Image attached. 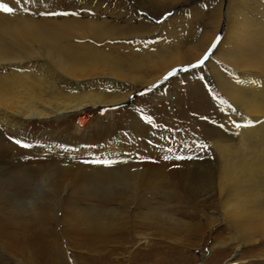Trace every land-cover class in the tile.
Instances as JSON below:
<instances>
[{
  "label": "bare ground",
  "instance_id": "6f19581e",
  "mask_svg": "<svg viewBox=\"0 0 264 264\" xmlns=\"http://www.w3.org/2000/svg\"><path fill=\"white\" fill-rule=\"evenodd\" d=\"M0 2L18 7L15 0ZM29 7L33 14L0 13V250L20 264L23 259L27 264H177L149 256L141 262L137 254L126 261L111 259L103 235L121 215L114 209L63 206L64 227H53L63 194L118 198L126 207L150 192L170 189L166 192L175 195L184 179L178 171L160 169L155 153H146L154 165L116 154L113 147L100 148L97 154L84 149L71 153L57 147L64 146L62 140L25 149L2 135L23 136L32 121L43 125L67 115L83 122L97 111L130 101L136 91L157 83L173 68L195 63L213 42L216 47L203 68L182 78L189 87L204 80L236 111L225 105L221 112L207 97L227 118L226 132L218 134L229 135L212 140L213 162L199 153L197 164L217 168L212 193L234 234L232 241L238 247H264V0H47L50 10L79 12L60 16L37 15L36 9H44ZM195 85L200 91L201 84ZM168 89L166 83L149 95L168 96ZM233 120L251 126L236 129ZM151 214L168 219L156 211Z\"/></svg>",
  "mask_w": 264,
  "mask_h": 264
},
{
  "label": "rangeland",
  "instance_id": "374dc122",
  "mask_svg": "<svg viewBox=\"0 0 264 264\" xmlns=\"http://www.w3.org/2000/svg\"><path fill=\"white\" fill-rule=\"evenodd\" d=\"M180 75L167 82L168 96L161 95L157 99L151 98L149 94L141 96L137 94L143 91L141 89L133 94L130 101L102 112L97 111L83 122L78 116L69 115L50 119L43 125H36L32 121L31 124H26L23 136L3 132L2 137L8 141L19 140L23 144L31 145L30 147L35 146L37 142L43 145L46 141H64V147L71 153L75 149H84L88 155L97 154L95 152L100 148L113 147L116 149L114 151L116 154L119 152L118 154L127 157L142 158L140 160L144 163L154 165L156 164L154 158L146 156V153H155V158L160 159L158 165L160 169L163 166L182 175L184 180L175 195L172 194L173 192L167 193L170 189L165 192H150L143 201L138 199L128 203V207H126L127 203L122 205L118 202V198L110 197L105 201L100 198L83 199L77 193L68 195V198L63 194L55 208L56 217L53 224V227L59 231L64 227L62 217L64 207L106 212L114 209L121 214L114 219V228L107 229L103 235L105 237L103 247L106 251H112L111 259L126 261L130 255L137 254V260L141 262L145 256H149L152 261L163 258L164 261H177V264H260L264 258V247L259 244L238 247L237 241H232L234 234L231 228L223 221L214 190L212 193L216 183L214 179L216 166L205 169L203 164H197L199 153L207 155L213 162L215 153L211 145L212 140L229 135L218 134L219 131L226 132L227 118L221 116L207 98L209 89L204 80L194 82L201 84L199 91V87L195 84L192 85L193 87L187 86L182 78L183 73ZM206 98L209 101L204 100ZM206 105L208 106L205 107ZM142 116H151L159 127L153 128L145 123L141 119ZM220 124L224 127H220ZM38 138L40 141L37 140ZM196 144H207L209 147L207 150H201L193 147ZM169 147L174 150L180 149L172 155L187 157L192 154V158L161 159L169 154L167 151ZM44 149L47 150L48 147ZM208 172L210 176L202 182L195 180L197 176ZM5 189L7 188H2V191ZM43 191L41 189V192ZM42 207L47 209V206ZM119 208H126L125 213ZM155 211L166 214L168 219L152 215L151 212ZM70 218L71 216L68 215L67 219ZM104 223L106 224L107 221L105 220ZM125 238L128 239L127 242L123 241ZM237 253L239 261L232 262L231 259ZM25 262L23 259L22 264H27ZM0 264L20 263L0 250Z\"/></svg>",
  "mask_w": 264,
  "mask_h": 264
},
{
  "label": "snow or ice",
  "instance_id": "6c2138e0",
  "mask_svg": "<svg viewBox=\"0 0 264 264\" xmlns=\"http://www.w3.org/2000/svg\"><path fill=\"white\" fill-rule=\"evenodd\" d=\"M15 5L18 7H12V6H9L8 3L0 2V13H4L8 15H13L17 12L33 14V9L29 6L30 5L31 6L40 5L44 10L36 9L35 14L37 15H41V16L79 15V12L69 13L66 11L50 10L47 8V0H15ZM215 47H216V43L213 42L212 46L205 52V54L198 61H196L195 63H190L185 66L178 67V68H173L166 75H164L160 81L152 84L151 86H149L148 88H146L145 90L141 92H138L137 94L141 96L148 95L149 93L161 88L168 81H170L171 78L176 77L180 75L181 73H188L190 70H194V69H202L205 63L209 60L210 55L212 54V51ZM201 79H203V77H201ZM205 87L207 86L205 85ZM208 91H209V95L211 96V98L218 103L219 110L221 112L224 111L225 105H227L229 112L236 111V109L231 104H229V102L225 98H223L218 92H216L215 89H209ZM141 119L145 123L152 126L153 128L159 127L153 122V118L151 116H142ZM230 123L232 124L233 128H236V129H240L241 127L251 126V122L249 121H245L241 123V122H236L233 120V121H230ZM219 126L224 127L223 124H220ZM14 142H16L17 144H21V146H24V147L30 146L27 144H23L19 140H15ZM57 147L64 148L63 145H57ZM193 147L199 148L201 150H207L209 146L207 144H196V145H193ZM167 151L169 154L163 157L165 160H168V159L182 160V159L192 158L191 156L185 157L184 155H172L174 152H179L180 149L174 150L171 147H169ZM94 162H103L106 164L112 163V161H109V160H103V161L97 160Z\"/></svg>",
  "mask_w": 264,
  "mask_h": 264
}]
</instances>
